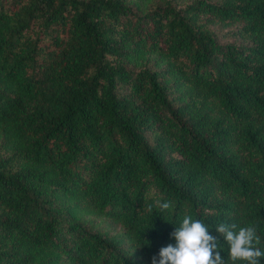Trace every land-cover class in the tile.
<instances>
[{"label":"trees","instance_id":"16d2710c","mask_svg":"<svg viewBox=\"0 0 264 264\" xmlns=\"http://www.w3.org/2000/svg\"><path fill=\"white\" fill-rule=\"evenodd\" d=\"M186 215L264 250V0H0V264H152Z\"/></svg>","mask_w":264,"mask_h":264},{"label":"clouds","instance_id":"9594fccd","mask_svg":"<svg viewBox=\"0 0 264 264\" xmlns=\"http://www.w3.org/2000/svg\"><path fill=\"white\" fill-rule=\"evenodd\" d=\"M170 204H159L161 211L169 209ZM151 211V207H149ZM238 229V230H237ZM217 231L223 234L228 245V255L233 264H259L264 250L258 245L261 237L255 226L238 227L236 224H219ZM175 244H168L159 251V259L152 257V264H225L221 255L218 238L209 233V227L201 219L186 215L179 227L171 233Z\"/></svg>","mask_w":264,"mask_h":264}]
</instances>
